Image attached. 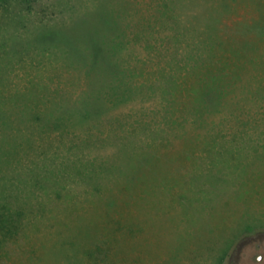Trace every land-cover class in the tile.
Segmentation results:
<instances>
[{
    "label": "rangeland",
    "instance_id": "374dc122",
    "mask_svg": "<svg viewBox=\"0 0 264 264\" xmlns=\"http://www.w3.org/2000/svg\"><path fill=\"white\" fill-rule=\"evenodd\" d=\"M163 1L0 0L1 121L27 122L30 117L24 112L37 102L47 100L54 104L64 98L67 105H73L76 99L91 93L87 79H82L88 70L101 82L94 86V92L103 90L102 84L111 81L105 73L104 68L109 66L106 63L117 58L109 44H116L120 28L117 25L108 28L111 24L106 23L107 16L119 10L127 20L145 15L150 9L161 12ZM172 4L184 23L198 25L200 18L210 22L224 41L234 40L243 47V42L258 41L264 35V0H172ZM116 18L120 24L122 21ZM133 41L135 51L140 50L146 56L143 41L135 38ZM78 61L83 66L76 67ZM183 70L178 75L187 78ZM106 93L109 98L117 94ZM152 98L141 102L135 97L113 107L106 115L95 113L106 99L92 98L96 107L92 106L94 111L86 120L69 121L58 116L49 121L60 127L68 123L70 130L63 135L53 131L48 138H42L46 146L36 151L34 157L3 154L4 164L12 166L0 168V193H11L18 202H0L1 214L14 215L16 205L22 204L26 221L36 224L26 227L29 237L25 235L19 242L10 240L4 248L6 251L0 250V264H44L37 257L41 249L43 252L51 249V264H57V260L59 264H86L84 249H71L60 255L56 250L69 235L74 237L70 243L77 245V239L85 238L90 221L101 227L100 235L109 245L105 250L111 255L108 262L96 260L91 264H264V156L256 157L264 151L263 138L258 143L253 138L249 141L236 138L242 145L255 143L254 147H258L254 158L246 160L254 163V167L245 176L243 170L231 169V165L237 168L239 153L225 152L223 145L212 138L193 141L176 138V129L171 130L169 125L156 120L157 123L150 121L152 130H160L162 134L153 140L150 131L142 133V124L136 121V136L132 139L137 140L127 139L137 153L141 149L150 151L146 158L152 167L151 186H119L124 155L119 141L121 132L117 131L119 114L133 122L130 119L133 117L125 114L142 105L153 107L159 97ZM158 106L155 105L156 109ZM174 112L181 114L179 109ZM108 116L113 121L109 122L112 133L105 127ZM151 117L143 119L149 122ZM74 125L85 131L79 136L83 142L75 137ZM165 135L173 142L169 148L160 145L166 139L161 136ZM8 136L5 133L4 137ZM73 140H76L75 150L70 153ZM79 142L83 148L93 143L85 150ZM151 142L159 148L150 147ZM76 158L89 169L107 171V184L102 183V187L115 195L112 210L92 195L90 176L81 179L79 174L78 177L71 174ZM107 163L111 165L108 170ZM67 171L70 172L64 173ZM58 172L62 173L60 182L56 181ZM97 209L102 213L97 214ZM84 242H80L81 246ZM100 251L102 255L105 253Z\"/></svg>",
    "mask_w": 264,
    "mask_h": 264
},
{
    "label": "trees",
    "instance_id": "16d2710c",
    "mask_svg": "<svg viewBox=\"0 0 264 264\" xmlns=\"http://www.w3.org/2000/svg\"><path fill=\"white\" fill-rule=\"evenodd\" d=\"M162 4L161 12H154L150 9L145 15L142 13L138 14V17H127V20L119 10L111 16H107L108 22L106 23L111 24L108 28L113 29L114 25L120 28L116 33V44H109V48L114 50L113 55H117V58L113 59V63H106L109 66L104 68L105 73H108L111 81L109 84H102L103 90L94 92V86L96 84L101 85V82L99 83L98 79L90 75L91 70H88V74L84 75L82 79H87V86L91 93L84 98L79 97L73 105H67L64 98L59 99L54 104L47 100L37 102L28 112L27 109L25 110L24 113L30 118L28 120L26 118L27 122L24 123L15 119L2 122L3 116L0 113L1 169L12 166L11 163L4 164L3 161L6 160L3 154L9 157L13 154H26V156L31 154L34 157L36 151L46 146V141H43L42 138H48L53 131H58L63 135L66 130H70V128L67 129L68 123L61 128L60 125H55L54 121L49 122L52 119L54 120L59 116L69 121L73 118L86 120L90 115L89 113L94 111L92 106L96 107L92 98L103 96L106 99L104 106L102 108L97 107L98 111L95 110V113L99 112L101 115H106L113 107L135 97H138L141 102H146L152 97V99L159 97V101H156L154 106L149 109L146 105H142L136 111L126 113L127 117H133L130 118L133 122L126 121L125 116L119 114L120 123L117 131L122 133H120L121 138H118L122 142L124 154L121 160L123 165L119 170L120 187L151 186L152 167L150 159L146 158L150 151L141 149L137 153L134 145L127 139L134 137V132H136L134 124L137 123L142 124V133L150 131L153 140L157 139L162 133L157 129L152 130L150 121L153 123L160 121L169 125L171 130L176 129V138L183 137V139L191 141L196 138H212L210 140H215V142L223 145L225 152L239 153L240 159H238L237 168L236 165H231V169L243 170L244 175L248 176V172L254 167V163H246V160L254 158L255 150L258 148L254 147V144L258 143L261 138L264 140V35H260L258 41L247 40L243 42L242 47L238 43L235 44L234 40L224 41L220 31L210 22L200 20L201 18L197 19L198 25L196 23H193L194 26L184 23L175 12L172 0H165ZM116 17L122 21L120 22L121 25L119 21H115L118 20ZM134 38L143 41V50L147 53L146 56H142L143 52L140 50L135 51L133 47L135 45ZM96 53L97 51L93 53L95 58ZM110 56L113 58L112 54ZM81 66L83 65L80 62L76 64V67ZM182 69H184V74L188 76L187 78H181L178 75V71ZM77 79L82 80L80 77ZM90 79L93 80L90 81ZM108 88L110 89L108 90ZM107 91L117 94L109 98ZM156 104H159L158 109L155 107ZM174 109H179L181 114H176ZM149 116H152L148 119L149 122H145L143 117ZM106 122H108L105 126L106 130L112 133L109 129L111 127L109 122H113L112 117L108 116ZM72 127L75 130V137L78 138L75 139L83 142L84 139L79 138V136L85 131L75 125ZM126 127H129L127 131ZM7 132L9 136L4 137ZM46 134L48 135L46 136ZM166 136L161 137L166 138ZM236 138H244L247 141L253 138L256 141L252 145H242L240 144L242 141L237 142ZM132 140L135 142L137 139L133 138ZM171 141L172 139L166 138L160 144L161 148H169L173 143ZM75 142L76 140H73L69 146L70 153L75 150ZM92 143H88L87 146L84 145L83 148L79 142V146L88 150L86 147L90 148ZM156 144L151 142L150 147L158 146ZM139 145L137 142L138 147H140ZM157 149L155 150L156 153L159 151ZM183 151L186 150H180V152ZM262 156H264V151L256 155L259 159ZM75 162H73L75 166L71 170V174H75V176L79 174L81 179H87L90 176L92 182L90 187H93L92 195L100 198L101 202H104L106 207L108 206L112 210L115 203V199L112 197L115 195L102 187V183L107 184L105 181L107 171L89 169L79 158H76ZM262 163H258L259 167H263ZM125 166L128 168L124 169ZM105 167L108 170L111 165L107 163ZM15 171L17 172V170ZM102 171L105 172L104 175ZM68 172L70 171L64 173ZM56 174V181L60 182L62 173ZM10 191L12 192V190ZM0 196H2L0 202L8 201L9 203V201L13 202L12 200L15 203L18 202V198L12 196L11 193L9 195L8 193H0ZM70 208L72 209V206ZM73 209L77 211L75 206ZM16 210L14 215H9L10 213L2 212L1 214L0 209V250L2 251H6L4 248L10 240L19 242L18 240L25 235L29 237L30 233L27 232L26 227L36 224L28 220L27 223L22 204L16 205ZM96 213L101 214L102 212L97 209ZM88 224L84 239L80 241L77 239L76 245V243H70L74 237L69 235L66 237L68 241L66 239L61 240V247L60 249L57 248L58 253L56 254L60 255L62 252L71 249H84L87 255L86 264L95 263L96 260L102 263L108 262L111 255L105 250L109 248V245L106 239L100 235L101 227H97L92 221ZM89 239L93 244L88 241ZM65 242L69 245L66 246ZM80 242H84L82 246ZM86 242H88L87 245ZM90 244L91 246H89ZM39 249H41V244ZM100 250H104L105 253L102 255ZM50 251L51 249L43 252L41 249L37 257L44 260V264H51L53 260L49 258L52 252ZM88 257L91 259L88 260ZM59 262L57 260V264Z\"/></svg>",
    "mask_w": 264,
    "mask_h": 264
}]
</instances>
